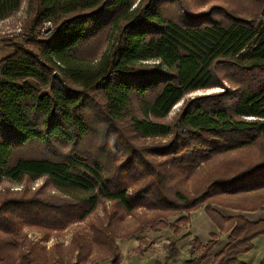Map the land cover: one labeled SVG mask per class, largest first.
<instances>
[{
	"label": "trees",
	"instance_id": "obj_1",
	"mask_svg": "<svg viewBox=\"0 0 264 264\" xmlns=\"http://www.w3.org/2000/svg\"><path fill=\"white\" fill-rule=\"evenodd\" d=\"M144 1L37 0V25L47 22L56 29L45 41L27 39L0 63V183L45 178L62 196L54 202L36 195L0 201V264H46L47 252L18 237L20 228L63 230L84 220L101 200L117 203L126 213L151 212L147 222L154 228L174 214H187L188 228V215L203 210L224 239L214 233L206 242L193 237L183 264H245L241 257L264 239V216L249 217L264 212L263 161L236 172L222 171L193 198L179 189L202 162L200 148L226 153L264 138V0L256 23L225 14L227 23L190 17L184 24ZM21 3L0 0V20ZM105 12H111L117 38L110 40L109 35L102 54L85 59L74 50L89 29L102 28ZM226 62L249 74L247 87L230 99L232 104L208 97L188 103L175 124L154 121L166 118L185 95L209 89L213 68ZM149 63L152 70H139ZM38 86L47 93H40ZM155 91L152 99L146 98ZM89 94L101 97V123L128 119L142 139L170 137L168 150L151 156L173 159L158 162L139 152L116 164L88 155L81 142L91 133L83 104ZM133 99L142 118L130 116ZM31 144H63L73 153L59 159L16 157L18 148ZM215 208L235 214L225 217ZM169 224L175 231L173 221ZM118 260L116 254L113 263ZM258 264H264V254Z\"/></svg>",
	"mask_w": 264,
	"mask_h": 264
},
{
	"label": "rangeland",
	"instance_id": "obj_2",
	"mask_svg": "<svg viewBox=\"0 0 264 264\" xmlns=\"http://www.w3.org/2000/svg\"><path fill=\"white\" fill-rule=\"evenodd\" d=\"M138 1L142 2V0H136ZM149 1L154 10L179 24L186 23L190 17L205 23L207 21L227 23L225 14L256 23L259 21V12L262 7V0H145L144 4ZM37 11V0H22L19 10L0 20V63L16 49L22 47L20 45H23L27 39L45 41L54 32L56 27L53 24L45 22L37 25ZM110 17L111 12L103 17L100 30L89 29L85 41L74 52L88 60L97 59L104 51L109 35L110 40L117 38ZM233 64V62L217 64L213 68L214 79L209 89L185 95L166 118L154 121L175 124L188 103L208 97L219 104H232L234 100L230 99L239 95L247 87L246 78L249 75ZM142 66H147L148 70L153 69L151 63L141 65L139 70H143ZM38 89L40 93H47L43 86H38ZM155 94L156 91L154 94H148L146 98L152 99ZM84 100L86 103L83 104H87L84 114L91 133L81 143L82 150H87L88 155L104 157L106 161L111 158L116 164L129 162L130 157L137 156L139 152L146 157L148 155L150 160L158 162L173 159V156H151L156 151H167L168 146L171 145L170 137L142 139L132 132L128 126V119L111 124L101 123L104 118L101 117V107H99V105L102 106L100 95L89 94ZM210 100L207 103H210ZM130 116L142 118L137 99L132 101ZM219 142L216 141V143ZM104 143L107 145L106 150H104ZM214 149L200 148L198 160L202 162L198 163L191 175L182 180V185L179 187L186 197L187 195L190 198L197 196L196 193L201 186L217 179L224 170L236 172L264 162V138H260L246 148L226 153L217 154ZM72 150L73 148L63 144L49 148L31 144L18 148L16 157L44 156L59 159ZM180 156L184 157V153H180ZM260 194H264V190ZM34 195L53 202L62 197L45 178H24L18 183L3 180L0 183V201L23 200L22 197L29 198ZM258 195L249 198L254 199ZM215 210L225 217L235 214L231 210L217 208ZM151 216V212L139 209L126 213L117 203L101 200L84 220L70 224L63 230L47 231L23 225L18 237H26L47 252L46 264H114L116 254L119 258L116 264H183L188 255L189 240L193 237L206 242L214 233L220 241L224 239V234L217 231L203 210L188 215L190 217L188 228L187 214H174L168 216V219L162 217L164 219L162 225L156 224V228L150 227L147 222L151 220ZM184 216L185 219L181 221ZM262 216L264 212L258 211L249 217ZM178 219L180 222L177 221ZM171 221L175 231L170 227ZM263 254L264 239L259 238L255 248L243 255L241 259L245 264H258ZM170 256L172 258L168 259Z\"/></svg>",
	"mask_w": 264,
	"mask_h": 264
},
{
	"label": "water",
	"instance_id": "obj_3",
	"mask_svg": "<svg viewBox=\"0 0 264 264\" xmlns=\"http://www.w3.org/2000/svg\"><path fill=\"white\" fill-rule=\"evenodd\" d=\"M54 76L57 77L58 79H60V76L58 75L57 72L54 73Z\"/></svg>",
	"mask_w": 264,
	"mask_h": 264
}]
</instances>
